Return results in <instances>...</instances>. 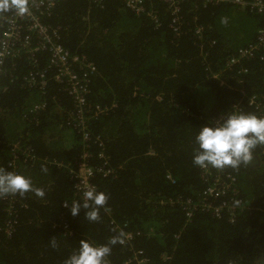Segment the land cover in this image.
<instances>
[{
    "label": "trees",
    "instance_id": "1",
    "mask_svg": "<svg viewBox=\"0 0 264 264\" xmlns=\"http://www.w3.org/2000/svg\"><path fill=\"white\" fill-rule=\"evenodd\" d=\"M145 7L158 23L147 12L127 8L125 0H61L44 18L72 56L86 57L98 70L90 102L110 109L89 124L103 148L84 143L67 115L59 113V107L73 109L74 103L55 81L54 70L47 69L49 53L34 59L22 55L1 68L0 171L27 177L45 195H17L18 222L11 235L3 230L11 219L9 195L0 196V264H65L82 239L111 247L105 264L133 259L263 264L264 145L256 147L248 165L226 169L237 180V194L226 199L234 216L229 208L221 218L199 208L189 219L182 203L204 202L208 183L193 164L200 128L221 117L222 123L232 111L264 118V47L229 64L240 49L256 43L264 16L232 4L204 7L190 0L182 5V25L175 32L165 3L148 1ZM2 18L0 13V37ZM37 70L47 71L43 90L27 81ZM252 98L258 109L250 105ZM42 103L46 108L35 111ZM84 148L94 155V166L102 164L97 156L104 151L114 170L95 179L107 196L95 222L83 207L77 216L63 207L83 204L67 170ZM26 150L35 159L27 158ZM243 206L247 211L240 212ZM126 232L137 235L131 248L119 242Z\"/></svg>",
    "mask_w": 264,
    "mask_h": 264
},
{
    "label": "built area",
    "instance_id": "2",
    "mask_svg": "<svg viewBox=\"0 0 264 264\" xmlns=\"http://www.w3.org/2000/svg\"><path fill=\"white\" fill-rule=\"evenodd\" d=\"M61 0H28V11L25 15L20 16L16 14L14 9L2 12L3 18L1 20L2 35L0 37V76L1 68L10 59L26 55L29 59L37 58V54L42 52L49 53L48 68L54 70L55 81L63 86V90L72 98L74 103L73 109H66L59 107L61 115H67L69 125H73L75 130L81 135L84 143L94 142L98 147L103 148L105 143L99 136H94L90 121L98 120L101 117L108 115L110 107L100 104H92L90 96L92 94L91 83L97 75L96 66L87 60L86 57L72 56L71 53L61 43L58 30L45 23L44 18L51 14L57 3ZM101 2L102 0H95ZM148 1H162L168 6L170 14L173 16L172 29L178 32L181 22L182 5L190 0H125L126 7L136 12L137 14L146 13L145 4ZM197 5L220 6L224 4H232L240 8H250L254 13L264 16V0H192ZM147 14L158 23V18L151 12ZM197 21V19H195ZM196 34L202 38L203 29L196 30ZM264 47V25L257 31V41L248 47L239 50L237 55L233 56L229 61L230 65H235L241 60L253 57L254 54ZM46 69V70H47ZM34 71L30 74L27 81L32 88L40 87L42 90L47 86V71ZM1 81V77H0ZM251 106L259 108V104L255 98L250 100ZM46 108L44 103L34 106L35 111H41ZM223 117L218 120L221 123ZM90 148V147H89ZM84 148L76 165L69 168L67 171L73 183L79 202L83 203V193L95 188L98 190V185L95 182L97 175L104 178L109 177L114 173L110 168L108 156L104 151H100L97 158L102 161V164L94 166L92 159L94 155ZM25 155L29 159H35L30 150H26ZM56 164L59 162L54 161ZM228 168V167H227ZM217 170L215 168L202 169V178L208 183L203 192L204 202L199 201L195 204L192 200L186 203L185 210L187 217L190 219L194 216V211L199 208L206 212L221 218L227 208L228 212L234 216L235 209L231 205H227V197L231 194L236 195V178L226 169ZM167 179L172 183L176 182L175 177L168 175ZM19 200L17 195H9L6 197L8 202L7 211L11 216L4 225V232L11 235L18 219L16 216L15 201ZM222 200L221 205L218 202ZM67 205V207H66ZM63 207L70 208L69 203H64ZM247 207L243 206L240 212L247 211ZM230 214L226 215L229 216ZM66 232L72 234L68 226L65 228ZM137 235L132 232L124 233L119 241L120 245L125 248L133 247ZM139 255L141 252L139 251ZM167 258V257H165ZM146 259L143 260H129L123 264H148Z\"/></svg>",
    "mask_w": 264,
    "mask_h": 264
},
{
    "label": "clouds",
    "instance_id": "3",
    "mask_svg": "<svg viewBox=\"0 0 264 264\" xmlns=\"http://www.w3.org/2000/svg\"><path fill=\"white\" fill-rule=\"evenodd\" d=\"M10 9L23 16L28 11V0H0V13ZM196 144L198 147L193 155V164L196 167L223 170L227 167L236 169L242 164L248 165L253 160L256 147L264 145V118L232 111L222 123L202 126L196 136ZM30 191L37 197L45 195L42 189L33 188L31 180L27 177L0 171V196H23ZM106 203V194L93 187L83 193L82 205L74 203L70 209L72 215L77 216L83 207L87 210L86 218L95 222L99 219L100 209L105 207ZM118 240V237L113 238L109 243L115 245ZM110 252L111 247L108 245L97 247L82 239L78 250L65 264H105V258Z\"/></svg>",
    "mask_w": 264,
    "mask_h": 264
},
{
    "label": "rangeland",
    "instance_id": "4",
    "mask_svg": "<svg viewBox=\"0 0 264 264\" xmlns=\"http://www.w3.org/2000/svg\"><path fill=\"white\" fill-rule=\"evenodd\" d=\"M262 261H263V264H264V259H262Z\"/></svg>",
    "mask_w": 264,
    "mask_h": 264
}]
</instances>
